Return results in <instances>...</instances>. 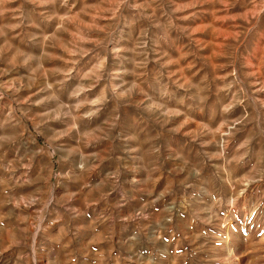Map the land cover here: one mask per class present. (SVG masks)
Returning <instances> with one entry per match:
<instances>
[{"label":"rangeland","instance_id":"rangeland-1","mask_svg":"<svg viewBox=\"0 0 264 264\" xmlns=\"http://www.w3.org/2000/svg\"><path fill=\"white\" fill-rule=\"evenodd\" d=\"M240 259L264 264V0H0V264Z\"/></svg>","mask_w":264,"mask_h":264},{"label":"bare ground","instance_id":"bare-ground-1","mask_svg":"<svg viewBox=\"0 0 264 264\" xmlns=\"http://www.w3.org/2000/svg\"><path fill=\"white\" fill-rule=\"evenodd\" d=\"M229 236L231 237L230 240H229V244H231V240H232V238L234 237V233H230ZM227 238H228V236H227ZM233 243H234V242H233ZM224 246H225V245H224ZM226 246H227V245H226ZM231 247H232V246H230V247L227 246V248H226L225 250H226L227 252H230V251H231ZM232 248H233V247H232ZM234 248H235V247H234ZM238 248H239V247H238ZM225 250H224V251H225ZM232 250H233V249H232ZM232 257H233V256H232ZM235 257H236V256H235ZM232 263H234V262H232ZM244 263H245V262H244L243 259H240L239 261H236V262H235V264H244Z\"/></svg>","mask_w":264,"mask_h":264}]
</instances>
